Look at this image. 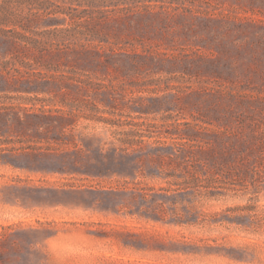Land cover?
<instances>
[{
    "label": "rangeland",
    "instance_id": "obj_1",
    "mask_svg": "<svg viewBox=\"0 0 264 264\" xmlns=\"http://www.w3.org/2000/svg\"><path fill=\"white\" fill-rule=\"evenodd\" d=\"M180 1L0 0V27L66 18L40 22L67 47L46 62L90 83L63 120L53 95L0 93V264H264V0ZM62 9H104L110 41L152 53L103 65Z\"/></svg>",
    "mask_w": 264,
    "mask_h": 264
},
{
    "label": "trees",
    "instance_id": "obj_2",
    "mask_svg": "<svg viewBox=\"0 0 264 264\" xmlns=\"http://www.w3.org/2000/svg\"><path fill=\"white\" fill-rule=\"evenodd\" d=\"M46 0H40L42 2ZM142 1V0H141ZM149 4L145 5L146 8H161L165 5V1H168L169 7L172 9L174 4H181L180 0H143ZM40 8V7H39ZM60 8V7H58ZM51 11L52 14L61 13L69 16L72 23L79 27H86L93 33L94 39L92 44L96 50L93 54L99 59L101 64H105L111 57L123 58L134 61L136 59L144 58L143 53L150 52L149 49L139 51V48H143L142 44L137 45L130 43L129 39H121L119 37L117 41H110L109 35H104L97 25H102L103 20L111 18L104 9H91L88 11L80 12L79 14H73L69 11ZM47 11V8H45ZM149 12V11H148ZM48 14V13H47ZM42 14L29 13L27 15H21L19 18H15L10 21L11 27H0V93H27L35 95H53L58 99L61 108L56 109L58 118L68 119L75 117L73 112L77 103L84 102L79 99L69 100V90L75 88L77 90L87 89L89 84L86 80L76 77L72 72L56 74L60 71V67H53L51 63H47V57H57L62 52H66V48H60L49 43L39 37L40 22H57L55 25H59V21L66 20L52 16H40ZM42 24V23H41ZM95 26V27H93ZM93 27V28H92ZM141 46V47H138ZM76 53H86L84 51H78ZM86 51V50H85ZM103 59V62L102 60ZM53 88V90H50ZM86 103H91L94 107L98 105L106 106V99H101L99 95L94 93L93 97ZM111 104V103H110ZM126 105L131 111H134V107ZM64 108H69L66 110ZM146 107H139L138 113L147 114ZM114 110H116L114 108ZM48 111H42L41 114H34L36 119H50L53 115H48ZM115 113V111H113ZM122 145L115 148V156L121 155L123 159H127L133 163H138L143 159L144 152L146 150V142L143 139L119 140ZM130 149L132 152H130ZM121 153V154H119Z\"/></svg>",
    "mask_w": 264,
    "mask_h": 264
}]
</instances>
